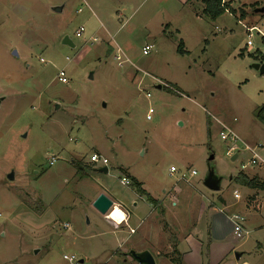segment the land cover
Masks as SVG:
<instances>
[{
    "label": "rangeland",
    "instance_id": "374dc122",
    "mask_svg": "<svg viewBox=\"0 0 264 264\" xmlns=\"http://www.w3.org/2000/svg\"><path fill=\"white\" fill-rule=\"evenodd\" d=\"M185 2L0 0V264H70L65 255L137 264L132 250L174 264L180 241L191 251L183 240L196 225L204 248H192L194 264H264V191L237 183L240 174L264 181L246 149L264 160V75L254 68L264 46L257 35L248 46L244 27H264L255 13L264 0H225L236 15L215 20ZM220 123L240 140H222ZM211 169L220 191L204 185ZM101 194L115 203L107 216L93 207ZM136 203L152 216L131 234ZM204 204L246 219L243 237L227 228L209 260Z\"/></svg>",
    "mask_w": 264,
    "mask_h": 264
},
{
    "label": "crops",
    "instance_id": "0c3cea01",
    "mask_svg": "<svg viewBox=\"0 0 264 264\" xmlns=\"http://www.w3.org/2000/svg\"><path fill=\"white\" fill-rule=\"evenodd\" d=\"M192 2H188L186 0L185 3L186 4H189V3H192ZM121 28H119V29H121ZM119 29H118V31H119ZM120 50L122 51V49H120ZM220 124L223 125L222 123H220ZM235 157L237 159L238 158V155H234L233 156V158H235ZM142 189L145 190L144 187ZM147 194L150 195L148 192H147ZM150 197H151V199H148L149 202H150V200H152L153 203L155 201H157V199L154 198V197H152L151 195H150ZM141 200L144 201L143 199H141ZM147 204L149 205V203H147ZM224 205H225L226 209L229 207V206H227V203L225 201H224ZM133 207H134V211H132V213L131 212H128V216L126 217V221H127V218H128V229L130 230V233L131 234H133L131 232L132 230L134 231V233H136V229L138 227H140L141 225L145 228L146 225H147V223H148V220L152 216L151 214L144 216L143 213H142L143 211L141 210V207H139V204L138 203H136ZM209 207L204 204L203 210H202L203 211L202 216L198 220V222L201 223L203 221V218L205 216L207 217V219L210 220V227H209L210 228L209 229L210 239L208 241V242H210V244L208 245L209 254H208V256H206V257H208V260H209V258L211 256L210 255V253H211L210 252V248L214 247V243L217 242V241L218 242H224L225 240H227V236H228L227 235V228H230L231 230H233V233H234L233 225H232V222L230 220V217L232 215L230 216L229 214H226L223 210H220V212H218V214H217L215 212L216 210L214 209V205L213 204H211ZM149 208H150V206H149ZM133 222L137 224L136 227H133V225H132ZM196 226L197 227H194V232L196 234H193V233L192 234H189L183 240L184 244H186V245L188 243H190L191 246H189V244H188V246H189V249H191V251H187L186 248L180 249V246H181V243H182L181 241L178 244V248H176V250L182 255L183 264H194L193 263V259H192L193 258V251H192L193 249L192 248L194 246H198L200 249H203L204 248V245L201 243V240H200L199 236H197L198 226L199 225H196ZM146 230H147V228H146ZM144 238L145 239H148V236L147 237H144ZM200 254L202 256V252ZM209 264H211V263H209Z\"/></svg>",
    "mask_w": 264,
    "mask_h": 264
},
{
    "label": "built area",
    "instance_id": "2783aa9c",
    "mask_svg": "<svg viewBox=\"0 0 264 264\" xmlns=\"http://www.w3.org/2000/svg\"><path fill=\"white\" fill-rule=\"evenodd\" d=\"M223 2H225V0H223ZM245 27V30L248 34V43L247 45L248 46H254V43L252 41V38L254 37V35H257V37L259 38L260 40V43H261V46H264V27L262 29L260 28H257V27ZM84 28H80L79 31H77L76 35L77 37H81L82 34L84 33ZM153 49V46H146L143 50V54L145 56L149 55L150 52L152 51ZM261 59L264 60V47L263 49L261 50H257ZM124 54H122V57H123ZM120 55H118L116 57V60H118V65L120 67L123 66V59ZM128 61V60H127ZM129 62V61H128ZM59 80L62 82V83H67V79L65 77V73L64 72H61L59 74ZM166 88H169L170 89V86H168L167 84H163ZM148 97H150L151 95L148 94L147 95ZM154 113V110L152 108L149 109L148 111V114H147V120H151V115ZM220 136H221V139L224 140V141H230L231 143H236L237 141L240 140L239 136L230 128L222 125V131L220 132ZM246 149L248 151H250L253 155L252 157V160H251V164L252 165H261L264 167V160L261 159V157L258 155V153L256 152V148H251L249 146L246 147ZM235 150V147H232L230 150H229V155H231L230 153L233 152ZM102 158L101 156L99 155H96L94 154L92 157H91V162H99L101 161ZM102 163L103 165H107L108 164V160L107 159H103L102 160ZM52 164V163H51ZM243 168H246V166H243ZM176 170L175 168H172L171 169V174L175 173ZM196 173L195 172H192V175H195ZM183 179L185 180V176H183ZM122 183L125 184V185H129L131 182L129 179L127 178H123L122 179ZM236 199H240V196L236 193L235 195ZM230 220L232 222V225H233V229H234V234L238 237V238H242L243 237V234L246 233L245 231V222H246V219L245 217L243 216H239V215H232L230 217ZM132 233H134V231L132 230L131 231ZM64 259L66 261H68L70 264H81V261L77 260L76 256L74 255H65L64 256ZM243 264H246V263H243Z\"/></svg>",
    "mask_w": 264,
    "mask_h": 264
},
{
    "label": "water",
    "instance_id": "95a60500",
    "mask_svg": "<svg viewBox=\"0 0 264 264\" xmlns=\"http://www.w3.org/2000/svg\"><path fill=\"white\" fill-rule=\"evenodd\" d=\"M54 12H62L63 7H54ZM255 13H264V8H258L255 10ZM63 44L67 46H71L75 48V45L73 42L68 38L65 37L63 40ZM16 54V52H15ZM254 68L261 74L264 75V63L259 62L254 65ZM158 89H162V86L159 85L157 87ZM58 109V107H57ZM233 160H236V157L233 158ZM101 171L108 172L107 168H103ZM10 180H14L13 173L9 176ZM222 184V178H219L215 175L214 171L211 169L207 175V177L204 180V185L211 191H220ZM115 206L114 201H112L108 196L105 194H101L97 197V199L93 203V207L103 216H107L108 213L112 210V208ZM38 251H35V254H37ZM241 254H236V259L240 260ZM128 257L132 259L137 264H156V260L153 257V255L149 251H143V252H136V251H130L128 253ZM81 263H83L81 261Z\"/></svg>",
    "mask_w": 264,
    "mask_h": 264
},
{
    "label": "trees",
    "instance_id": "16d2710c",
    "mask_svg": "<svg viewBox=\"0 0 264 264\" xmlns=\"http://www.w3.org/2000/svg\"><path fill=\"white\" fill-rule=\"evenodd\" d=\"M187 1L188 2H192V1L200 2L204 6L203 12L208 17H210L212 20L219 18L225 13L236 15V11L231 10L230 5L226 2H223V0H187ZM241 18L242 19L245 18V14L243 12H242ZM183 48H184V45L183 43H181L180 46L178 47V52L180 54H186ZM262 63H264V60H262ZM257 117L261 122H264V105L259 110ZM237 183L245 187H248L250 189L264 191V181H260L258 180V178H249L248 176L244 174H240L239 177L237 178ZM133 185L142 196H147L148 199H151L150 195H148L146 191L142 189V184L137 183L134 180ZM175 254L177 255V258L173 261V263L183 264L182 255L177 250Z\"/></svg>",
    "mask_w": 264,
    "mask_h": 264
},
{
    "label": "clouds",
    "instance_id": "9594fccd",
    "mask_svg": "<svg viewBox=\"0 0 264 264\" xmlns=\"http://www.w3.org/2000/svg\"><path fill=\"white\" fill-rule=\"evenodd\" d=\"M116 215H119L118 213Z\"/></svg>",
    "mask_w": 264,
    "mask_h": 264
},
{
    "label": "bare ground",
    "instance_id": "6f19581e",
    "mask_svg": "<svg viewBox=\"0 0 264 264\" xmlns=\"http://www.w3.org/2000/svg\"><path fill=\"white\" fill-rule=\"evenodd\" d=\"M114 208V207H113ZM110 220V219H109ZM113 222V221H112Z\"/></svg>",
    "mask_w": 264,
    "mask_h": 264
}]
</instances>
